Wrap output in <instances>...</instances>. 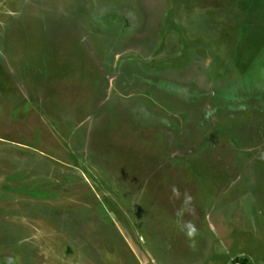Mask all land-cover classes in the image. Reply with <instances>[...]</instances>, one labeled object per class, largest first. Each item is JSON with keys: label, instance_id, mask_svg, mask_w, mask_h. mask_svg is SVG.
<instances>
[{"label": "rangeland", "instance_id": "374dc122", "mask_svg": "<svg viewBox=\"0 0 264 264\" xmlns=\"http://www.w3.org/2000/svg\"><path fill=\"white\" fill-rule=\"evenodd\" d=\"M0 264H264V0H0Z\"/></svg>", "mask_w": 264, "mask_h": 264}]
</instances>
